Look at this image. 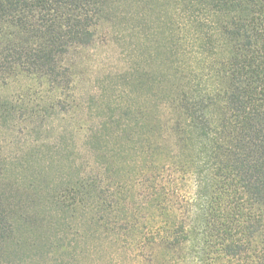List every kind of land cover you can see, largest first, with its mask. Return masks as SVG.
I'll list each match as a JSON object with an SVG mask.
<instances>
[{
  "label": "trees",
  "instance_id": "obj_1",
  "mask_svg": "<svg viewBox=\"0 0 264 264\" xmlns=\"http://www.w3.org/2000/svg\"><path fill=\"white\" fill-rule=\"evenodd\" d=\"M209 1L171 0L172 16L183 20L171 32L169 65L148 68L142 80L137 36L124 84L90 86L87 115H77L86 132L75 143L73 175L52 191L16 184L0 152V258L22 242L20 231L35 234L49 227L46 215L62 211L72 233L56 264H152L144 250L156 243L200 246L197 258L211 264H264V0H220L238 11L235 32L253 50L232 63L219 54ZM110 2L0 0V84L72 82L68 56L94 44ZM180 31L190 48L183 60ZM0 108L1 119L15 110ZM150 113L180 119L155 125Z\"/></svg>",
  "mask_w": 264,
  "mask_h": 264
},
{
  "label": "rangeland",
  "instance_id": "obj_2",
  "mask_svg": "<svg viewBox=\"0 0 264 264\" xmlns=\"http://www.w3.org/2000/svg\"><path fill=\"white\" fill-rule=\"evenodd\" d=\"M110 1L111 12L100 20L94 44L74 49L68 56L72 72L69 78H72V82L63 79L58 87L57 84L41 85L30 77H24L11 78L5 86L0 84V106L7 103L15 109L12 110L14 113L0 118V152H4L8 158L6 165L16 184L25 187L33 181L39 189L38 194L49 193L62 178L73 175L71 163L75 143L86 132V129H79L77 117L87 115L83 111V100H88L90 93L86 91L90 90L91 85H103L110 80L114 84H124L125 63L129 62L134 51L135 37L140 36L139 54L144 66L141 70L142 80L148 68L166 67L176 58L169 43L172 46L171 32L179 29L178 23L183 17L174 19L171 0H123L121 6L117 0ZM209 8L212 9L211 16L220 33L222 46L219 54L226 55V62L232 63L233 55L236 54H252L253 50L244 45V36H238L235 32L240 28L238 11L220 0L209 1ZM179 36L183 40L180 48L183 60L185 53L186 57L189 56L190 48H186L188 42L186 44L184 41V31H180ZM156 44H160L162 50L156 49ZM181 65H184V61ZM150 114L147 120L155 125L167 120L178 122L180 119ZM168 127L170 124L163 128L164 135H168ZM184 134L187 137L184 144L190 148L193 142L186 131ZM38 208L42 209L40 206ZM47 209L45 206L42 210L47 213ZM67 216L68 212L62 211L54 216L46 215L49 227L35 234L24 228L23 233L19 232L23 237L22 242L2 256L0 264H56L64 253V244L69 242L68 232L72 233V229L64 223ZM77 242L81 247L90 243L83 239ZM201 249L194 245L172 247L156 243L145 248L144 256L145 261H151L152 264H179L176 263V256H185L189 264H211L206 257L197 258ZM77 258H74L73 264H83L82 261L89 264V259ZM223 260L227 261L228 258Z\"/></svg>",
  "mask_w": 264,
  "mask_h": 264
}]
</instances>
